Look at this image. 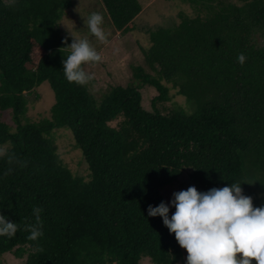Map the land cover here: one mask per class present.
Instances as JSON below:
<instances>
[{
	"label": "trees",
	"instance_id": "1",
	"mask_svg": "<svg viewBox=\"0 0 264 264\" xmlns=\"http://www.w3.org/2000/svg\"><path fill=\"white\" fill-rule=\"evenodd\" d=\"M101 1L115 29L135 30L140 0ZM185 1L200 3V13L149 30L143 50L153 73L136 66L135 82L98 97L63 72L72 39L59 22L74 0H0V112L11 110L18 124L13 131L0 122V145L9 144L0 156V213L20 226L0 236V255L22 264H177L186 249L159 215H147L149 204L232 182L253 206L264 204V0ZM46 81L55 96L50 116L21 123L26 94ZM164 81L195 111L158 108L172 99ZM144 85L158 91L153 111L142 106ZM61 128L71 131L88 178L59 153ZM33 206L42 208L37 241L24 228L34 223Z\"/></svg>",
	"mask_w": 264,
	"mask_h": 264
},
{
	"label": "clouds",
	"instance_id": "2",
	"mask_svg": "<svg viewBox=\"0 0 264 264\" xmlns=\"http://www.w3.org/2000/svg\"><path fill=\"white\" fill-rule=\"evenodd\" d=\"M8 3L14 4L15 0ZM83 20L91 36L100 43L108 42L109 33L102 27L101 13L91 12ZM66 28L73 39L64 46L68 50L62 60L64 76L69 83L83 86L94 78V73L85 71L83 65L102 62L103 58L87 36L80 37ZM245 60L243 53L237 56L240 64ZM3 155L0 150V156ZM240 185L241 182H232L206 191L189 186L174 191L168 202L149 204L147 215H159L169 232L174 233L178 244L186 249L185 264H253V259L255 264H264V204L253 206L252 197L244 195ZM173 206L174 212L169 216ZM41 212V207L33 206L34 223L24 225L31 241L43 236ZM19 227L0 213V236L11 238ZM35 251H39L38 245Z\"/></svg>",
	"mask_w": 264,
	"mask_h": 264
},
{
	"label": "rangeland",
	"instance_id": "3",
	"mask_svg": "<svg viewBox=\"0 0 264 264\" xmlns=\"http://www.w3.org/2000/svg\"><path fill=\"white\" fill-rule=\"evenodd\" d=\"M237 2V0H234ZM142 11L134 20L135 30L121 32L115 29L111 19L101 0H74V5L60 20L62 32L68 35L66 26L80 37L87 36L91 43L97 48L102 56V62L89 63L84 66L85 71L94 73V78L89 81V90L96 96L103 95L111 86L128 85L134 81V67L141 66L151 72L144 58V48L150 45L149 30L158 26L170 28L181 21L180 13L188 16H196L200 13L198 5L191 4L185 0H140ZM91 12H99L104 18L102 27L109 33L108 42L100 43L88 32L83 18ZM64 23L65 25L61 24ZM71 37V36H69ZM71 39H73L71 37ZM153 73V72H151ZM138 83V82H137ZM169 86L171 100L163 104H158V108H172L182 106L192 113L196 109V104H190L187 97L178 93L179 87L171 82L164 81ZM142 106L153 111L152 99L158 94L156 88L144 85L141 88ZM27 107L25 114L21 117V123L38 121L50 116V109L55 102L54 92L50 84L46 81L39 87L28 92ZM6 122L14 131L17 122L11 110L0 112V122ZM118 120L112 121L116 125ZM59 153L62 155L67 166L75 176L88 178V164L81 151L75 146L74 137L69 129L61 128L55 133ZM9 144L0 145V150H7ZM239 257V253L236 254ZM186 257L177 264H185ZM25 258L18 259L10 253L0 255V264H22ZM140 264H153L149 257H142ZM253 264L255 261L253 259Z\"/></svg>",
	"mask_w": 264,
	"mask_h": 264
}]
</instances>
